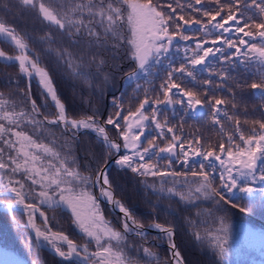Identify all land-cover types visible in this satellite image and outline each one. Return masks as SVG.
Segmentation results:
<instances>
[{
    "label": "snow or ice",
    "instance_id": "obj_1",
    "mask_svg": "<svg viewBox=\"0 0 264 264\" xmlns=\"http://www.w3.org/2000/svg\"><path fill=\"white\" fill-rule=\"evenodd\" d=\"M16 2L35 13L49 29L54 27L73 47L84 40L95 48L114 52L127 45L126 54L133 65L124 75V83L134 85L131 99L135 107L125 108L123 97L113 96L114 112L102 122L97 112L69 118L49 72L41 66L39 54L25 36L0 18V37L14 45L18 53L0 51V61L17 63L26 78L38 77L55 108L52 116L42 113L41 105L29 94L30 89H20L21 105L0 94V207L10 212L22 207L37 240L49 245L64 264H133L125 252L129 246L127 237L146 239L144 224L114 197L107 172L109 161L141 177L159 178V188L154 183L146 186L197 207V202L211 201L217 211L222 205L248 211L234 202L236 191L249 197L259 194L264 199V109L260 118L247 113L242 116L236 111L235 95H223L234 93L229 81L236 88L259 90L264 95V0H160L158 4L151 0ZM125 26L127 37L121 35ZM177 41L185 44L181 46ZM42 42L54 44L53 33L47 31ZM57 58L73 76L88 82L82 60L74 62L67 49L58 50ZM93 62H97L95 55ZM104 64L100 58L98 69ZM241 66L245 72L255 69L251 82L235 80L233 73ZM141 81L148 87H142ZM228 105L233 111L229 112ZM205 106L209 110L205 113L207 119L219 127L222 137L226 136L217 144L202 143L201 137L185 136L182 131L183 117L198 113ZM43 107L47 108V100ZM177 112L181 113L179 121ZM242 121L251 126L247 134ZM61 126L70 140H75L81 130L99 137L107 151L95 176L82 174L74 155L57 150L55 139L48 140L52 128ZM108 126L115 131V140L109 136ZM194 157L199 158L198 163ZM257 184L260 187H255ZM101 197L122 213V230L105 219ZM6 199L9 202L5 203ZM41 206L69 212L82 233L83 245L53 231ZM37 213L43 227L36 223ZM190 223L196 227L194 220ZM149 228L167 236L173 264H184L173 239V228L158 222ZM193 234L195 241L204 242L206 237L199 231ZM206 236L222 261L227 252L226 238L211 233ZM143 253L159 264V258L148 247L143 248Z\"/></svg>",
    "mask_w": 264,
    "mask_h": 264
},
{
    "label": "trees",
    "instance_id": "obj_2",
    "mask_svg": "<svg viewBox=\"0 0 264 264\" xmlns=\"http://www.w3.org/2000/svg\"><path fill=\"white\" fill-rule=\"evenodd\" d=\"M151 2L158 4L160 0H151ZM0 18H3L6 24L13 26L21 35L25 36L33 51L39 54L41 66L49 72L57 95L64 103L69 118L79 119L97 112L100 114L98 119L102 122L104 117L114 112L112 107L113 96L117 98L122 96L125 101V108L130 105L136 106L131 99L134 95V85H125L124 83L125 73L133 66L126 54L127 45L114 52L95 48L84 40L78 47H73L71 42L66 37L61 36L54 27L49 29L46 23H42L35 13L21 8L16 0H0ZM47 31L53 33L56 41L54 44L42 42V37ZM121 35L128 36L126 26L121 29ZM177 43L181 46L185 44L182 41H177ZM187 43L191 45V41ZM0 49L9 55L17 54L15 47L4 40H0ZM64 49L72 53L74 62L83 61V70L89 77L88 82H85L83 78L73 76L63 61L58 62L57 51ZM94 55L97 62L100 58L105 60L102 69H98L97 62H93ZM254 72V68L245 72L241 66L236 69L233 76L235 80L242 83L245 80L251 82V79L254 78L251 74ZM161 75H163L162 70ZM106 76L108 77L107 83H105ZM149 79L153 78L149 77ZM159 83L160 81L157 79L155 81L157 87ZM229 83L233 85L234 93L223 95L227 98L235 95L238 104L236 111L242 116L247 113L249 117L260 118L261 110L264 109V95L259 90L236 88L233 81H229ZM17 84L19 88L16 87ZM141 85L148 87L143 81H141ZM188 86L192 87L191 84ZM197 87H202V85ZM20 89L26 92L30 89L29 94L38 105H41L42 113L49 116L55 114L53 103L42 90L37 79L29 80L20 74L17 63L9 64L0 61V94L21 105L23 102L20 99ZM46 100L47 108L43 107ZM227 107L229 112L233 111L230 105ZM208 111L205 106L201 107L198 113L185 115L182 131L185 136L201 137L202 143L207 141L217 144L221 139H226V136L222 137L219 133V127L213 126L211 121L207 119L205 113ZM176 115L177 121H179L181 113L177 112ZM242 126L247 134V130L251 126L243 125V121ZM225 127L229 128L227 124ZM231 130L229 128V131ZM108 134L114 140L116 139V133L111 126H108ZM67 136L68 134L63 133L62 126L60 128L53 127L48 140H56L57 150L61 152L70 151L78 161L82 174L95 176V171L103 162L107 151L100 139L86 130L80 132L75 140H70ZM121 154H123V150ZM193 160L195 163L199 162V158L194 157ZM161 166H165L163 162ZM176 167L179 169L180 165H176ZM107 172L116 199H119L138 221L144 225L158 222L162 226L173 228L176 246L184 264H233V260L228 257L227 259L224 257L222 261L219 259L217 250L211 246L208 242L209 237L206 236L207 233L221 225V217L223 222L245 223L264 233V199L259 194H253L249 197L238 191L234 193V202L247 207L248 211L246 212H240L238 208H232L230 205H222V209L217 211V206L211 201L197 202V207L180 201L179 197L168 198L166 194H160L158 191H153V188L146 186L154 183L159 188V178L141 177L130 170H121L114 163L108 165ZM255 187H260V185L257 184ZM94 191L97 195L96 189ZM7 202L9 200L6 199L5 203ZM100 206L105 219L117 230H122V217L112 213L110 208L101 201ZM41 210L45 211L49 218V227L53 231L62 232L75 243L83 245L82 233L73 224L69 212L53 211L46 206H41ZM198 212L200 215H197ZM36 220L37 225L43 227L42 221L38 217ZM193 220L196 222L195 228L190 223ZM26 224H28L26 213L17 209L11 212L0 210V249L12 253L24 264H64L54 252L42 248L38 244L33 231L29 230ZM194 231H199L202 236L206 237L203 243L195 241ZM126 244L129 246L125 248V252L132 259L133 264H155L154 261L144 255V247H148L155 253L159 258V264H173L168 247L170 241L161 232L146 233V239L129 235Z\"/></svg>",
    "mask_w": 264,
    "mask_h": 264
},
{
    "label": "rangeland",
    "instance_id": "obj_3",
    "mask_svg": "<svg viewBox=\"0 0 264 264\" xmlns=\"http://www.w3.org/2000/svg\"><path fill=\"white\" fill-rule=\"evenodd\" d=\"M39 83V78L33 76ZM40 84V83H39ZM170 186V185H169ZM99 196V190L96 189ZM102 202V201H101ZM28 219V218H27ZM37 223V220H36ZM226 238L227 252L225 258L233 260V264H264V233L258 228L237 222H223L210 232ZM0 264H24L12 253L0 249Z\"/></svg>",
    "mask_w": 264,
    "mask_h": 264
},
{
    "label": "water",
    "instance_id": "obj_4",
    "mask_svg": "<svg viewBox=\"0 0 264 264\" xmlns=\"http://www.w3.org/2000/svg\"><path fill=\"white\" fill-rule=\"evenodd\" d=\"M4 40V41H7L5 38H3V37H0V40ZM8 42V41H7ZM8 43H10V42H8ZM11 44V43H10ZM12 45V44H11ZM14 46V45H13ZM0 51H2V50H0ZM17 51V50H16ZM9 55V54H8ZM38 78V77H37ZM41 85V84H40ZM41 87H42V85H41ZM42 90L45 92V90L43 89V87H42ZM45 94L47 95V93L45 92ZM50 98V97H49ZM51 100V99H50ZM81 132H83V130H81ZM89 132H91V131H89ZM93 135H95L97 138H99L95 133H93V132H91ZM112 138V137H111ZM142 139H143V137H142ZM114 158V157H113ZM112 162L111 161H109L108 162V165H110ZM114 197H115V193H114ZM116 198V197H115ZM100 200L103 202V203H105V204H107V205H109V207H110V210L113 212V213H115V214H117V215H121V217H122V213H120L119 212V209L118 208H116L115 206H113L111 203H109V202H107L103 197H101L100 198ZM15 209H17V210H21V211H23L24 212V210H23V208L22 207H16ZM0 210H2V211H5V212H8V210L5 208V207H0ZM37 217L42 221V218H40L39 217V214L37 213ZM153 224V223H152ZM26 226L28 227V229L29 230H32L33 231V233H34V236H35V232H34V230L33 229H31V227L28 225V224H26ZM49 226V225H48ZM145 226V229H146V233H154V232H160V231H158V230H156L155 228H149V225H144ZM165 227H167V226H165ZM162 233V232H161ZM164 234V233H163ZM35 238H36V236H35ZM174 242H175V235H174ZM36 241H38V244L43 248H46V249H48V250H51L52 252H54L53 250H52V248L49 246V245H47L44 241L42 242V241H40V240H37V238H36ZM175 244H176V242H175ZM79 245V244H78ZM168 247H169V245H168ZM170 258H171V252H170Z\"/></svg>",
    "mask_w": 264,
    "mask_h": 264
}]
</instances>
